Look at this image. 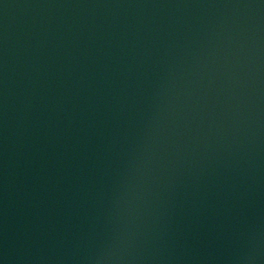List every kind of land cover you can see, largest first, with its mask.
Here are the masks:
<instances>
[{"label":"water","instance_id":"95a60500","mask_svg":"<svg viewBox=\"0 0 264 264\" xmlns=\"http://www.w3.org/2000/svg\"><path fill=\"white\" fill-rule=\"evenodd\" d=\"M0 264H264V0H0Z\"/></svg>","mask_w":264,"mask_h":264}]
</instances>
